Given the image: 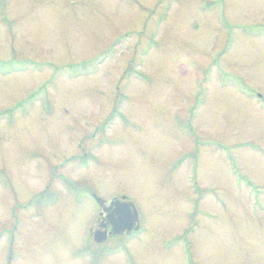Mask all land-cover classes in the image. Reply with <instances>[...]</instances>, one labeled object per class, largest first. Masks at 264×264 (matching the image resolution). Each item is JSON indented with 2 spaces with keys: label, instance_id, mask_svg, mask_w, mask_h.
<instances>
[{
  "label": "rangeland",
  "instance_id": "obj_1",
  "mask_svg": "<svg viewBox=\"0 0 264 264\" xmlns=\"http://www.w3.org/2000/svg\"><path fill=\"white\" fill-rule=\"evenodd\" d=\"M12 59L0 264H264V0H0Z\"/></svg>",
  "mask_w": 264,
  "mask_h": 264
},
{
  "label": "water",
  "instance_id": "obj_2",
  "mask_svg": "<svg viewBox=\"0 0 264 264\" xmlns=\"http://www.w3.org/2000/svg\"><path fill=\"white\" fill-rule=\"evenodd\" d=\"M95 202L106 213L108 225L111 226L110 235H120L123 233H130L133 229H138V214L134 204L122 199H114L106 206L104 199L92 194ZM103 224H100L98 228H102ZM97 236V235H96ZM94 235L96 242L102 241Z\"/></svg>",
  "mask_w": 264,
  "mask_h": 264
},
{
  "label": "flooded vegetation",
  "instance_id": "obj_3",
  "mask_svg": "<svg viewBox=\"0 0 264 264\" xmlns=\"http://www.w3.org/2000/svg\"><path fill=\"white\" fill-rule=\"evenodd\" d=\"M109 202H107L106 205H108ZM98 216H97V223L94 227V230L93 228H90L89 230V235L91 236V239L93 240V242L95 244H100V243H103V241H105L106 239H109V238H114V239H121V237L124 236V238H128L129 236H131L133 234V232L129 233V234H126V233H123V234H120V235H110V232L112 231L111 230V226L108 225V219L106 217V213L102 211V209H98ZM100 224H103L102 228H98ZM94 235L98 238V239H102V241H100V243H97L94 241ZM116 244H121L120 242H117Z\"/></svg>",
  "mask_w": 264,
  "mask_h": 264
},
{
  "label": "trees",
  "instance_id": "obj_4",
  "mask_svg": "<svg viewBox=\"0 0 264 264\" xmlns=\"http://www.w3.org/2000/svg\"><path fill=\"white\" fill-rule=\"evenodd\" d=\"M14 59H12L11 61H8L7 63H2L0 65V70H2L3 68L4 69H7V70H19L21 68H18L15 63H14Z\"/></svg>",
  "mask_w": 264,
  "mask_h": 264
}]
</instances>
